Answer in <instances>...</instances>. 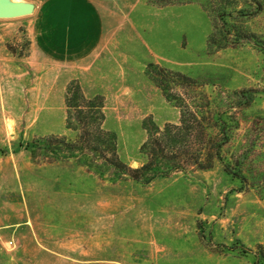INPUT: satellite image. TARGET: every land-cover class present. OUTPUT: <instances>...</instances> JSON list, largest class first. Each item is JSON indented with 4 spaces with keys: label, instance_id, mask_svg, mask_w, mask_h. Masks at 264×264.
I'll return each mask as SVG.
<instances>
[{
    "label": "rangeland",
    "instance_id": "rangeland-1",
    "mask_svg": "<svg viewBox=\"0 0 264 264\" xmlns=\"http://www.w3.org/2000/svg\"><path fill=\"white\" fill-rule=\"evenodd\" d=\"M31 18L0 20V264H264V0H123L80 64L34 50ZM223 29L250 39L212 44ZM74 81L103 96V128L130 167L148 158L145 122L179 123L183 101L218 122L214 137L226 122L221 158L149 183L95 151L34 158V139H78Z\"/></svg>",
    "mask_w": 264,
    "mask_h": 264
},
{
    "label": "trees",
    "instance_id": "trees-1",
    "mask_svg": "<svg viewBox=\"0 0 264 264\" xmlns=\"http://www.w3.org/2000/svg\"><path fill=\"white\" fill-rule=\"evenodd\" d=\"M222 15L227 13L224 12ZM223 32L225 43L222 42L221 33L215 30L210 42L218 46H227L234 43L230 39L231 36L235 37L236 42L250 39L249 35L242 32L235 35L229 29H223ZM154 67L153 63L148 65V74L162 87L161 78L164 76L157 73ZM66 106L70 120L75 119L80 124L78 139L71 142L57 135L34 139L26 144L34 158L44 154L47 162L51 163L68 159L69 154L77 150L95 151L104 165L114 167L135 180L149 183L158 177H168L191 168H212L215 161L221 158L222 147L227 140L224 131L226 122L220 120L224 124L220 125L222 134L214 137L209 130L211 127H217L218 122L211 123L206 115L198 113L190 104L178 102L177 106L181 112L179 123H167L162 129L152 120V125L145 122L148 139L143 148L147 150L148 158L141 166L133 168L120 159L116 135L103 128L105 119L103 96L86 97L80 83L74 81L68 87Z\"/></svg>",
    "mask_w": 264,
    "mask_h": 264
},
{
    "label": "crops",
    "instance_id": "crops-1",
    "mask_svg": "<svg viewBox=\"0 0 264 264\" xmlns=\"http://www.w3.org/2000/svg\"><path fill=\"white\" fill-rule=\"evenodd\" d=\"M27 1L36 4L29 27L31 47L51 62L80 64L98 51L107 14L123 0Z\"/></svg>",
    "mask_w": 264,
    "mask_h": 264
},
{
    "label": "water",
    "instance_id": "water-1",
    "mask_svg": "<svg viewBox=\"0 0 264 264\" xmlns=\"http://www.w3.org/2000/svg\"><path fill=\"white\" fill-rule=\"evenodd\" d=\"M36 4L27 0H0V19H12L32 15Z\"/></svg>",
    "mask_w": 264,
    "mask_h": 264
}]
</instances>
